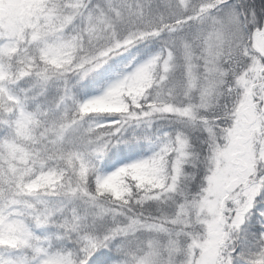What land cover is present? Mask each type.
<instances>
[{
	"label": "snow or ice",
	"instance_id": "snow-or-ice-1",
	"mask_svg": "<svg viewBox=\"0 0 264 264\" xmlns=\"http://www.w3.org/2000/svg\"><path fill=\"white\" fill-rule=\"evenodd\" d=\"M0 264H264V0H0Z\"/></svg>",
	"mask_w": 264,
	"mask_h": 264
}]
</instances>
